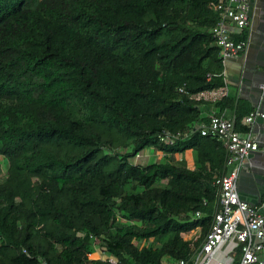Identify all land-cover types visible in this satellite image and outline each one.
Segmentation results:
<instances>
[{"label":"trees","instance_id":"obj_1","mask_svg":"<svg viewBox=\"0 0 264 264\" xmlns=\"http://www.w3.org/2000/svg\"><path fill=\"white\" fill-rule=\"evenodd\" d=\"M217 2L0 0V264H193L227 153L192 127L252 110L186 93L226 84Z\"/></svg>","mask_w":264,"mask_h":264},{"label":"built area","instance_id":"obj_2","mask_svg":"<svg viewBox=\"0 0 264 264\" xmlns=\"http://www.w3.org/2000/svg\"><path fill=\"white\" fill-rule=\"evenodd\" d=\"M218 21L211 29L216 45L220 48L219 56L223 63L242 54L247 47V40H235L233 33L244 30L249 25V0H218L216 4ZM210 79L211 74H208ZM183 91V88H180ZM191 99L215 102L228 94L227 85L206 89L197 93H188ZM264 112L253 108L242 123L247 130H238L234 116L212 112L208 122H201L192 127L203 135L215 136L226 149L225 172L217 176L218 209L201 245L192 256L193 264H263L264 263V214L255 205L243 199L238 190L237 179L241 169L253 167L249 161L252 152L259 149L258 141L252 133V125L257 118H263ZM180 133H165L160 138L163 142L173 143ZM200 217V212H196ZM24 251H26L24 249ZM116 264L113 256L108 258ZM180 259L176 264H187ZM43 264H47L43 262Z\"/></svg>","mask_w":264,"mask_h":264},{"label":"crops","instance_id":"obj_3","mask_svg":"<svg viewBox=\"0 0 264 264\" xmlns=\"http://www.w3.org/2000/svg\"><path fill=\"white\" fill-rule=\"evenodd\" d=\"M249 13V25L244 29L247 47L242 54L224 62L223 73L228 95L246 101L252 109L258 107L264 112V0H249ZM214 111L212 107L204 105L202 115L208 117ZM243 126L249 128L245 124ZM252 133L259 149L249 157L253 167L241 169L237 186L240 196L264 214V117L256 119ZM187 156L192 155L187 153ZM100 252L96 251L98 255Z\"/></svg>","mask_w":264,"mask_h":264},{"label":"rangeland","instance_id":"obj_4","mask_svg":"<svg viewBox=\"0 0 264 264\" xmlns=\"http://www.w3.org/2000/svg\"><path fill=\"white\" fill-rule=\"evenodd\" d=\"M189 161L194 160V156L188 157L185 156ZM164 153L162 151L156 150L154 147H149L145 151L140 152L133 160L134 162H143V163H152V162H162L164 161ZM3 166H7V161L5 158H2ZM102 256L104 254L100 252ZM100 254V255H101Z\"/></svg>","mask_w":264,"mask_h":264}]
</instances>
